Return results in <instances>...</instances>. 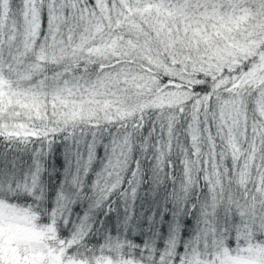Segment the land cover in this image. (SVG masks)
Returning a JSON list of instances; mask_svg holds the SVG:
<instances>
[{
    "label": "snow or ice",
    "instance_id": "snow-or-ice-1",
    "mask_svg": "<svg viewBox=\"0 0 264 264\" xmlns=\"http://www.w3.org/2000/svg\"><path fill=\"white\" fill-rule=\"evenodd\" d=\"M0 264H264V0H0Z\"/></svg>",
    "mask_w": 264,
    "mask_h": 264
}]
</instances>
